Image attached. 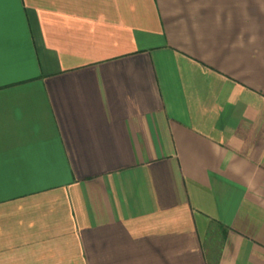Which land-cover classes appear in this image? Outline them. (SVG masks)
Returning <instances> with one entry per match:
<instances>
[{
    "label": "crops",
    "instance_id": "1",
    "mask_svg": "<svg viewBox=\"0 0 264 264\" xmlns=\"http://www.w3.org/2000/svg\"><path fill=\"white\" fill-rule=\"evenodd\" d=\"M0 264H264V0H0Z\"/></svg>",
    "mask_w": 264,
    "mask_h": 264
}]
</instances>
